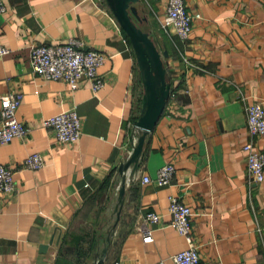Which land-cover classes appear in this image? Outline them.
I'll return each mask as SVG.
<instances>
[{
	"label": "crops",
	"instance_id": "1",
	"mask_svg": "<svg viewBox=\"0 0 264 264\" xmlns=\"http://www.w3.org/2000/svg\"><path fill=\"white\" fill-rule=\"evenodd\" d=\"M2 1L0 45L9 52L0 57V95L21 92L16 117L30 131L0 144L15 184L0 194V264H174L186 242L170 225V196L190 210L198 264H264V180L250 179L243 150L251 140L244 106L264 108V0H185L200 14L185 40L160 28L167 0L135 4L146 18L139 26L167 52L174 90L132 175L119 167L139 135L136 62L103 0ZM68 38L104 54L97 92L84 79L72 90L31 71L32 45ZM69 108L81 136L57 143L42 120ZM252 140L264 152V135ZM33 152L44 165L23 168ZM165 163L175 169L167 185L141 182ZM149 211L157 223L144 224Z\"/></svg>",
	"mask_w": 264,
	"mask_h": 264
},
{
	"label": "built area",
	"instance_id": "2",
	"mask_svg": "<svg viewBox=\"0 0 264 264\" xmlns=\"http://www.w3.org/2000/svg\"><path fill=\"white\" fill-rule=\"evenodd\" d=\"M4 9V3L0 0V12ZM198 18H200L199 13L186 10L185 0H167L160 28L164 31L171 28L179 39L185 40L189 35L193 20ZM8 52L7 48L0 45V57ZM104 58L101 51L85 48L83 42L77 38H68L58 45H32L29 65L31 71L41 78L65 82L72 90L84 79L88 81L92 92L95 93L104 85L98 73V68ZM21 98L22 94L19 91L0 95V144L8 143L13 138H24L30 131L16 117ZM244 112L251 138L243 146L246 154V167L250 179L254 183H260L264 180V152L255 148L252 139L264 135V108L261 102L254 101L245 104ZM42 126L51 130L57 143H75L81 136V120L75 108L62 110L44 118ZM43 165L44 160L38 152L29 154L22 162V167L30 170L39 169ZM174 171L173 164L165 163L156 170L153 179L143 176L141 182L152 181L158 186H165L171 181ZM14 191L15 184L11 169L0 164V194L11 195ZM168 212L171 216L170 225L186 242V248L175 253L171 258L172 261L174 264H198L199 256L191 235L188 206L177 197L170 196ZM159 217V214L155 212H146L143 217L144 224L157 223ZM142 234L144 240L151 239V231L148 228H143Z\"/></svg>",
	"mask_w": 264,
	"mask_h": 264
},
{
	"label": "water",
	"instance_id": "3",
	"mask_svg": "<svg viewBox=\"0 0 264 264\" xmlns=\"http://www.w3.org/2000/svg\"><path fill=\"white\" fill-rule=\"evenodd\" d=\"M104 1L119 27L128 37L142 87L138 116L132 123V126L139 131V135L136 137L128 158L119 167V171L130 167V175H132L138 167L145 137L153 130L169 97L170 78L163 62V58L167 57V52L158 50L149 33L139 26L142 21L146 20L145 17L139 15L135 6L139 0ZM123 192L122 186L119 189L120 202ZM95 264H101V261Z\"/></svg>",
	"mask_w": 264,
	"mask_h": 264
},
{
	"label": "trees",
	"instance_id": "4",
	"mask_svg": "<svg viewBox=\"0 0 264 264\" xmlns=\"http://www.w3.org/2000/svg\"><path fill=\"white\" fill-rule=\"evenodd\" d=\"M104 4L106 5L105 1L103 0ZM107 6V5H106ZM108 8V6H107ZM108 10L110 11V9L108 8ZM111 13V11H110ZM112 14V13H111ZM124 36L126 37L128 43H129V40H128V37L126 36V34L124 33V31L122 30ZM136 64V63H135ZM137 70V71H136ZM135 70V83L137 84V86L139 87L138 89V92H134V95H135V107H136V113L137 115L135 116V119L137 118L138 116V112H139V108H140V103H141V95H142V87H141V82H140V76H139V71H138V68H136ZM168 76H169V72H167ZM174 90V88L170 87V92ZM134 121V120H133Z\"/></svg>",
	"mask_w": 264,
	"mask_h": 264
},
{
	"label": "rangeland",
	"instance_id": "5",
	"mask_svg": "<svg viewBox=\"0 0 264 264\" xmlns=\"http://www.w3.org/2000/svg\"><path fill=\"white\" fill-rule=\"evenodd\" d=\"M158 50H159V48H158ZM136 68H137V66H136V64H135V70H136ZM137 71V70H136ZM137 110V109H136Z\"/></svg>",
	"mask_w": 264,
	"mask_h": 264
},
{
	"label": "bare ground",
	"instance_id": "6",
	"mask_svg": "<svg viewBox=\"0 0 264 264\" xmlns=\"http://www.w3.org/2000/svg\"><path fill=\"white\" fill-rule=\"evenodd\" d=\"M126 40H127V39H126ZM135 131H138V130L135 129ZM135 139H136V138H135Z\"/></svg>",
	"mask_w": 264,
	"mask_h": 264
}]
</instances>
